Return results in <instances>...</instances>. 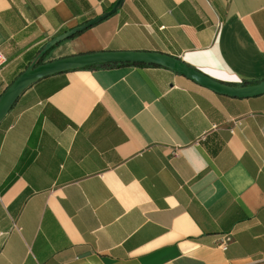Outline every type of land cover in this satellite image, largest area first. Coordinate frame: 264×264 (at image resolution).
<instances>
[{
  "label": "crops",
  "instance_id": "crops-1",
  "mask_svg": "<svg viewBox=\"0 0 264 264\" xmlns=\"http://www.w3.org/2000/svg\"><path fill=\"white\" fill-rule=\"evenodd\" d=\"M116 1L0 0V96ZM101 51L258 83L264 0H123L39 64ZM0 264H264V94L219 95L159 66L37 81L0 123Z\"/></svg>",
  "mask_w": 264,
  "mask_h": 264
},
{
  "label": "water",
  "instance_id": "water-1",
  "mask_svg": "<svg viewBox=\"0 0 264 264\" xmlns=\"http://www.w3.org/2000/svg\"><path fill=\"white\" fill-rule=\"evenodd\" d=\"M123 0H117L113 7L103 15L56 36L45 44L32 63L9 85L0 96V123L10 111L19 96L37 81L79 69L107 64H143L156 65L181 75L195 84L216 94L233 98H251L264 94V80L251 85H229L215 80L197 69L185 64L178 58L158 52L148 51H101L72 55L39 64L43 56L54 46L79 32L94 26L114 14Z\"/></svg>",
  "mask_w": 264,
  "mask_h": 264
},
{
  "label": "built area",
  "instance_id": "built-area-1",
  "mask_svg": "<svg viewBox=\"0 0 264 264\" xmlns=\"http://www.w3.org/2000/svg\"><path fill=\"white\" fill-rule=\"evenodd\" d=\"M6 57L3 54L1 48H0V72L2 71V69L4 68V66L6 65ZM235 124H238V122L236 121ZM232 132V131H231ZM231 241V237L229 235L224 236L222 242L218 245L222 250L226 249L227 244Z\"/></svg>",
  "mask_w": 264,
  "mask_h": 264
},
{
  "label": "trees",
  "instance_id": "trees-1",
  "mask_svg": "<svg viewBox=\"0 0 264 264\" xmlns=\"http://www.w3.org/2000/svg\"><path fill=\"white\" fill-rule=\"evenodd\" d=\"M123 65H132V66H156V65H143V64H107V65H99V66H93L95 68H110V67H116V66H123ZM89 67V68H93ZM257 81L255 82H243L240 85H251V84H256Z\"/></svg>",
  "mask_w": 264,
  "mask_h": 264
}]
</instances>
